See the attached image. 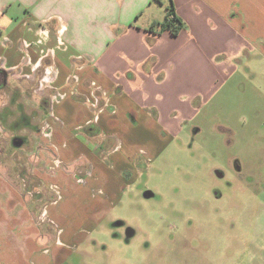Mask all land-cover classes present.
<instances>
[{
	"label": "crops",
	"instance_id": "1",
	"mask_svg": "<svg viewBox=\"0 0 264 264\" xmlns=\"http://www.w3.org/2000/svg\"><path fill=\"white\" fill-rule=\"evenodd\" d=\"M170 3L0 0V90L14 84L12 121L28 127L13 126L11 158L0 157V264H36V254L52 264L55 244L41 231L54 222L44 203L57 200V182L79 172L99 187L93 196H122L140 164L194 118L195 101L264 43V0ZM171 7L185 25L177 35L159 31ZM81 226L58 233L72 242Z\"/></svg>",
	"mask_w": 264,
	"mask_h": 264
},
{
	"label": "rangeland",
	"instance_id": "2",
	"mask_svg": "<svg viewBox=\"0 0 264 264\" xmlns=\"http://www.w3.org/2000/svg\"><path fill=\"white\" fill-rule=\"evenodd\" d=\"M257 46L234 60L236 68L204 101H195L197 112L179 135L140 161L138 184L122 196H93L99 187L91 180L85 185L79 172L68 186L57 182V200L44 203L54 222L43 218L52 227L42 234L56 245L66 240L62 227L82 226L72 240L77 250L58 262L54 256L52 264H264V43ZM16 91L14 84L0 90V107L10 111L0 114L10 116L2 121L7 132L0 142L7 162L13 126L28 131L13 122L19 119ZM102 91L95 90L99 99ZM146 183L152 198L144 195ZM31 206L43 209V203ZM35 256L36 264L48 258Z\"/></svg>",
	"mask_w": 264,
	"mask_h": 264
},
{
	"label": "flooded vegetation",
	"instance_id": "3",
	"mask_svg": "<svg viewBox=\"0 0 264 264\" xmlns=\"http://www.w3.org/2000/svg\"><path fill=\"white\" fill-rule=\"evenodd\" d=\"M0 78H2V76L0 75ZM1 82V81H0ZM197 131H199V129H197V130H195V132H197ZM198 133V132H197ZM152 159V157H151V155H150V157H149V160H151ZM138 179H139V177H137V178H135L133 181H131V182H129L127 185H125L124 187H123V192H126V191H128L131 187H134V186H136L138 183H137V181H138ZM146 185V188H147V190H145L144 192V195L148 198V197H153V193L151 192V191H149L148 190V188L150 187L149 186V183H146L145 184ZM123 195V194H122ZM221 197H217L216 199H220ZM128 235H132L133 234V230H129L128 231V233H127ZM54 249V251H55V254H54V256H55V259H56V261L58 262V261H60L61 260V257H62V255H63V253H65V252H70V251H76L77 250V245H76V243L74 244V245H72V242H66V241H64L63 243H57L56 242V245H55V247L53 248ZM51 250V249H50Z\"/></svg>",
	"mask_w": 264,
	"mask_h": 264
},
{
	"label": "trees",
	"instance_id": "4",
	"mask_svg": "<svg viewBox=\"0 0 264 264\" xmlns=\"http://www.w3.org/2000/svg\"><path fill=\"white\" fill-rule=\"evenodd\" d=\"M168 16L165 21L161 23L160 33L170 31L172 34L177 35L185 27L183 21L173 13V7L170 8Z\"/></svg>",
	"mask_w": 264,
	"mask_h": 264
},
{
	"label": "water",
	"instance_id": "5",
	"mask_svg": "<svg viewBox=\"0 0 264 264\" xmlns=\"http://www.w3.org/2000/svg\"><path fill=\"white\" fill-rule=\"evenodd\" d=\"M15 144H17V143L15 142Z\"/></svg>",
	"mask_w": 264,
	"mask_h": 264
}]
</instances>
